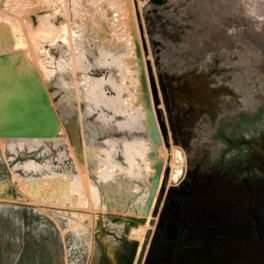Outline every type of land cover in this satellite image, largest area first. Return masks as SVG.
I'll list each match as a JSON object with an SVG mask.
<instances>
[{
	"label": "rangeland",
	"instance_id": "obj_1",
	"mask_svg": "<svg viewBox=\"0 0 264 264\" xmlns=\"http://www.w3.org/2000/svg\"><path fill=\"white\" fill-rule=\"evenodd\" d=\"M32 1L0 0V27L3 26V30L0 29V36L4 30L6 31L2 35L3 38L0 37V60L3 62H0L2 63L0 64V105L2 106H0V181L4 182L6 185V182L12 183L8 185L16 186L17 191H20V193L23 192L21 194H26L28 197L31 195L29 198L24 195V197L20 198L13 196L0 197V230L13 229L16 231L30 230L32 232H38L40 230H55V226H57L58 229H62L63 231L69 232L73 235V232L70 230V228H72L76 223L83 222L81 223L83 225V230L85 229L87 231L89 229V234H87L88 244L85 243V245H83L82 240H78V243L81 246L77 249V253H79V262L77 264H88L89 260L87 261L86 259V255L88 254L87 250L90 249V251H93L95 254L97 252V248L95 247V244L93 243L94 240L91 236L95 224L93 223L94 219L90 217V214L95 213L98 216V214L105 215L106 213H114L142 216V214L145 213L149 207L148 203L153 202L154 205L163 189L169 185L178 183L185 169V152L181 146L172 143L170 137L167 136V140L163 138L159 123L155 117V107L151 95L147 66V62H149L150 67H153V56L151 54L150 44L147 37L148 34L145 30V22L143 18L144 10L148 6L146 5V1ZM208 1L209 3L216 2L217 6L222 7V9L219 13H217V15L214 11H209L211 13L210 16L205 17L208 25H205L210 29L216 28L217 22H221L225 18H229L230 15H232L233 18L240 17L242 21L248 20L251 22V29L249 30L244 29L243 32L231 31L227 33L222 28V31L225 32L224 34L226 37H230L232 39L234 38V35H239L238 37L242 42L248 46L252 45L255 49V52L261 55V59H264V0ZM42 4L46 5L42 6L45 9L41 7ZM39 6L40 8L38 9ZM26 7L29 8L26 9ZM30 7L32 9H30ZM226 9L228 11H226ZM29 11L32 13L30 12L28 16L27 14ZM228 12L230 14L226 16V13ZM25 13L28 16V19L25 18ZM37 13H39V15H36ZM43 15L45 16L43 17ZM5 16L7 17L4 18ZM39 16H42V21L40 20L41 18ZM10 17H12V20ZM7 19H10L11 21H8ZM23 21L24 23H22ZM28 21L30 23H28ZM25 24L28 25V27ZM30 24L31 26H29ZM80 24L81 27L79 28ZM140 24L142 25V31L140 30ZM23 26L25 27L26 31L33 30L32 33H26L29 35V37L25 34L26 31ZM83 26L84 28L82 29ZM29 27L31 30H28ZM31 27H37L38 29H35L36 32H39L38 30L40 29L41 34H37ZM75 30H77V32ZM91 32H95V34L100 37H96V35L94 33L92 34ZM202 32L203 30L201 29L199 33L202 34ZM104 34L110 35V38L107 42L106 40H101L103 37H105ZM7 35H10L9 37L11 38H9ZM142 38L145 40L148 51L147 55L144 52ZM34 44L37 46V48ZM108 45H113L115 48H108ZM118 45L123 46L125 49L127 60L130 59V56L136 60L137 67L140 70L141 78L145 82L147 93L146 101L147 105H149L148 110H150V113L152 112L151 115L154 121L156 130L155 133L157 134L156 142L151 143V141L148 140V132L141 129L140 120L138 118L135 122H132L129 120L127 113L115 111L114 106H107V104L105 105V102L96 101L94 98L93 80L95 76H104V78L107 77L109 79L113 77L111 78L113 79V86H111V83L108 81H106L103 85L104 92L108 96H113L115 94L117 95L119 93L118 95H122V98L124 96L125 98H128V96L131 95L130 92H134L135 90V88L132 86V84L134 85V80L130 75V67L127 65L125 56L122 57V61H124V63L121 62V59H119V52H123V50L121 51V49L118 48ZM22 49L25 50L23 51ZM106 49L113 50V52L110 51L111 56L109 53H106V56L103 55V52ZM1 50L2 52L9 51L6 53H1ZM33 54L37 59L33 56ZM80 55H82V57ZM103 56H105V59ZM33 58H35L36 61ZM109 60L112 62L108 64ZM38 61H40L39 64H37ZM47 63H50V66ZM29 64L30 66L35 67V73L37 77H39L38 81L42 89L40 92L39 89H37L38 91L33 90V87L31 88V85L27 79L25 82H19L20 77L23 75L22 73L25 72L24 66ZM38 65H40L39 69H42L41 74L39 69H37ZM131 67L137 68L135 65ZM39 75L42 76L40 77ZM123 75L126 78H124ZM127 79H129V81ZM154 81L156 82L155 79ZM129 82L132 83L129 85ZM108 83H110V85ZM23 86L27 87L24 88ZM22 89L25 91H23V93H25L23 96L24 99H22L23 97H20V95L22 96L23 94L21 91ZM18 91L21 92L19 93ZM31 93L33 94L32 96ZM14 94L17 95L15 96ZM14 97H16V99ZM8 100L11 103H7ZM96 102L98 104H96ZM47 104H50V106ZM8 105L11 107V109H9ZM129 106L130 107L127 108V110L129 109L128 111H130L131 108H134L135 105L132 104ZM157 106L161 109L162 116L164 118L163 104L160 98ZM3 107L5 108L4 111L6 110L5 113L3 112ZM31 107L41 108L44 111L47 110L51 111L52 114L54 113L53 115L55 123H57V126L59 127L56 135L49 138L40 137L41 139L39 137L29 138L22 136V132H27V129L30 128V126L27 124H21L22 127L13 129L18 132V134L15 136L13 135L8 138L6 135H3L2 132H4V126L10 122L16 121L20 124V122H24L25 119L27 120L29 117H32L31 115L27 114ZM123 108L125 109V107ZM8 110L10 112H8ZM6 113L9 115H6ZM41 114L42 113L35 117L34 123L39 122V120L42 118ZM246 118L248 117L240 114L241 120ZM249 118H254V123L248 124L249 126L246 127L247 125L240 120L237 139L239 141L242 139L255 140L252 146L255 145V150H261L260 147H263L262 145H264V103L257 107L254 114ZM126 121L127 125L125 124ZM136 122L139 124H136ZM42 125H44V122ZM133 125L134 127H132ZM134 138L135 140H133ZM166 141L168 142L167 144ZM41 143L42 146L50 145L52 147V145H54L55 147H58L52 149L50 156H55L57 151H62L64 149L66 152H69L71 157H73L71 159V163L74 168V172L60 174L47 173L43 175L36 173L34 176L38 177L27 176L20 178L17 175V172H20L21 176H23L25 175L23 173L24 170H37L39 168V164L36 163L30 167H27L28 169L22 170L23 161H26L29 158L31 159L37 152H30V150L35 148V145ZM124 146L126 147L125 149ZM246 148V144H240L239 142L237 146H233L231 148L226 143H223L222 145L219 144L217 147V149L220 151L227 150V152H224L225 159H228V157L236 158V154H247ZM122 149H124V152ZM15 152L18 153L17 157L14 156ZM241 157V155L238 156V159L236 160H240ZM153 159L157 161V163L153 161ZM18 164H20L19 168L21 169H14L16 166L18 167ZM133 164L136 167H133ZM48 177L50 178L49 180L47 179ZM52 178H57L55 181L59 183H53ZM64 178L67 179L66 182H64ZM29 180L32 182L29 183ZM41 180L46 183L42 182ZM47 180L51 182H48ZM33 181L34 183L36 182L38 186H36ZM21 182H24L23 185H20L22 184ZM25 183H28L29 185L31 184L30 187H28L29 185H26ZM41 184L43 185V188ZM45 185L49 187V190L47 187L46 190L44 187ZM53 185L54 188H51ZM62 185L63 187L60 188ZM64 185L66 187H64ZM150 186H155L154 192L150 190ZM63 188L68 189L64 190ZM36 189L40 192V196L37 195L38 191ZM41 189L44 192L41 193ZM30 190L31 192L36 191L37 194H31ZM56 190L59 191V194L57 193L58 195L55 194ZM72 190L73 192L71 193L70 191ZM95 190L97 191L96 193ZM109 190L113 196L108 193ZM45 191L47 192L45 193ZM67 191L68 193H66ZM50 192L52 193V196L54 195V197H50ZM60 192L66 194L63 195L60 194ZM43 193H45V195ZM47 194L49 196H47ZM83 195L85 199H82L81 201L80 199ZM36 196H39L40 198ZM35 197L37 200H35ZM42 197H44V199L45 197H48V199L46 198L47 201L44 202ZM62 197L64 198L62 199ZM5 198L7 201L3 202L1 199ZM113 198L116 199L113 201ZM53 199H57L59 202L56 200L54 201ZM103 199L107 200L104 201ZM71 200L73 203H71ZM153 205H151L150 212L145 217L146 221L137 225L138 228L135 229L136 232L132 233L131 229H133V227L130 228L128 234L129 238L136 239L141 243L148 237V234L150 233L154 224V218L151 214V211L154 208ZM72 217H74L76 220H74ZM111 226L120 228L118 224H112ZM107 239V237L104 238V240ZM86 245L88 246L86 247ZM69 262L70 260H68V263Z\"/></svg>",
	"mask_w": 264,
	"mask_h": 264
},
{
	"label": "flooded vegetation",
	"instance_id": "obj_2",
	"mask_svg": "<svg viewBox=\"0 0 264 264\" xmlns=\"http://www.w3.org/2000/svg\"><path fill=\"white\" fill-rule=\"evenodd\" d=\"M169 4L173 8H169V12L165 11V17L161 15L158 18L156 30L164 31L169 39L176 40L170 22L179 27L188 26L182 37L185 42L191 33L194 34L198 22L207 23L205 17L210 16L209 11L217 15L222 9L216 2L209 3L208 0H170ZM226 14L228 16L230 13ZM197 16L201 17L197 19ZM219 24L227 33L251 29V22L242 21L240 17L233 18L232 15ZM222 28L220 32L225 36ZM198 36L200 38H196V42L199 49L190 50L182 46L185 61L178 67L174 63L183 58L178 52L170 64L168 62L172 58L168 53H164L165 57L161 55L163 58L160 57L158 66L155 65V58H152L156 85L158 73L167 71L170 77L176 79L179 74L173 67L183 69L190 66L197 62L193 57L196 58L203 50L229 55L231 65L238 61L241 67L246 68L250 79L264 84V61L261 67H257L258 71L253 69L255 59H260L261 55L255 52L252 45L242 42L239 35H234L237 40L231 45L218 44L217 34L205 37L199 33ZM207 58L210 56H203L200 60L206 68ZM220 61L216 59V63L211 66L223 67ZM221 76H216L218 79L214 87H206L201 91L200 98L203 101L205 99V102H190L185 98L187 94H184L168 114L157 85L163 104L166 137H170L172 143L177 142L174 143L176 145H184L186 164L178 183L169 185L159 195L152 213L153 228L145 241L139 242L133 264H264V208L259 211L252 206L253 202H264V145L260 147L261 150H255V145L252 146L255 140L237 139L240 114L248 117L241 120L246 127L254 123L255 119L249 117L264 103V94H259L262 88L248 87L245 83V89H236L240 95L236 98L234 81L228 78L229 70L224 73L225 88ZM171 123L175 131L171 130ZM238 142L246 144L247 154H236V158L225 159L224 152L227 150L217 149L219 144L226 143L231 148L237 146ZM240 155L241 159L236 160ZM244 203L252 206V211L245 209ZM229 257H233L232 262Z\"/></svg>",
	"mask_w": 264,
	"mask_h": 264
},
{
	"label": "water",
	"instance_id": "obj_3",
	"mask_svg": "<svg viewBox=\"0 0 264 264\" xmlns=\"http://www.w3.org/2000/svg\"><path fill=\"white\" fill-rule=\"evenodd\" d=\"M146 1L147 8L144 10V22L146 26V32L149 35L148 42L151 46V53L152 56L155 58V65L158 66L160 63V57L164 53H168L171 55V60L168 62V64L172 63L174 60L175 53L178 52L180 55L183 56V58L180 61H177L175 64L176 67H178L181 63H184L185 59V53L183 52V48L187 47L190 50H193L194 48H198V42H196V38H200L199 31L202 29L204 32H202L203 36L208 35H214L217 34L218 37V44H227L231 45V43H235L234 40H237V37L228 38L226 36H222V33L220 32V29L222 26L219 24V22L216 23V28H208L206 25L199 24L196 28H194V34L191 33V36L188 37L187 41L182 38L183 33L187 32V27L184 26H176L173 22H170L171 31L176 36V40L174 38L169 39L168 36L164 33V31H157L156 25L158 24V18L165 17L166 12H169V8H173L172 4H169L170 0H144ZM178 3V2H177ZM183 3V1H181ZM220 9L222 7H219ZM173 13L177 15V12H175L173 9H171ZM165 12V14L163 13ZM171 12V11H170ZM139 17V16H138ZM201 16H197V19H199ZM204 17V15H203ZM222 19V16H221ZM220 19V20H221ZM190 27V26H189ZM160 30V27H158ZM164 28V26L162 27ZM177 28V29H174ZM179 28V29H178ZM157 29V30H156ZM140 30L142 31V25L140 24ZM166 31H168L166 29ZM207 33V34H206ZM209 33V34H208ZM143 34V33H142ZM205 34V35H204ZM190 41H192V44H189ZM182 42V43H181ZM142 43L144 47V52L147 55L148 51L146 48L145 40L142 38ZM196 43V46L194 45ZM178 44L179 47H178ZM190 45V46H189ZM156 47V49H155ZM163 49V50H161ZM188 53V52H187ZM197 53H194L193 55H196ZM198 55V54H197ZM206 55L210 56V58L206 59V62L208 64L207 68L204 67L203 62H200L201 58L203 56L206 57ZM217 57V58H215ZM229 55H224L222 52H215L212 50H203L201 54H199L196 58L193 57V60L195 61L197 59V62H194L188 67H184L183 69H176L173 67L174 71H178V77L175 79L174 77H170L168 75L167 71H164L163 74L160 72L158 73V82L157 85L159 87V90L162 94V102L164 104V109L166 113L168 114L170 110L173 109V107L178 105V98L184 97V94H187L185 97L188 101L193 103H203L206 100L200 98V93L203 89L206 87H214L213 85L216 83V76L218 74H222V82L223 87L225 88V76L224 73L229 70V80H233L234 87V97L237 98V96L240 97V95L237 94V90H243L246 88L245 83H247L248 87H258L262 88V93L259 92V94H264V84L258 83L256 79H250L248 76V72L246 71V68L243 66L241 67L236 61L234 65H231L228 61L230 58ZM163 58V57H162ZM220 61L221 64H223V67L215 68L214 65L216 63V59ZM241 60V59H238ZM256 63L253 64V69L258 71V66L261 67V63L264 61V59H255ZM219 63V62H218ZM148 66V78L150 82V89H151V95L153 104L155 107V117L156 120L159 123V127L162 132V136L165 140L166 133H165V123L162 116L161 109L157 106L159 102V96L157 91V85L154 81V75L152 73V68L150 67L149 62H147ZM231 65V66H230ZM264 66V65H262ZM252 67V66H251ZM264 72V67L263 70ZM241 73V74H240ZM262 75V74H261ZM249 82V83H248ZM237 89V90H236ZM259 91V90H258ZM257 93V91L255 92ZM224 96L225 93H223ZM206 98V97H205ZM257 99V97H255ZM41 114V119L38 123L35 122V117L37 115ZM28 115H31L32 117H29L24 122H10L6 126H4V132L3 135H6L7 137L15 136L18 134L13 129H17L22 127V125L27 124L30 126L29 129H27V132H22V136L26 137H53L56 135L58 131L57 123H55L54 115L51 111H44L41 108L37 107H31L30 110H28ZM48 118V119H46ZM170 119V117H169ZM44 122V125H42ZM178 130H180L179 126H176ZM13 130V131H11ZM171 130L175 131L173 124L171 123ZM168 142L166 141V144ZM177 144V142H174ZM184 149V145H182ZM156 186V185H155ZM155 186H150V190L154 192ZM254 205H252L259 211H261L264 208V202H253ZM149 207L145 211V213L142 214V216H135V215H123V214H114V213H106L105 215L98 214L97 219L95 220V226L93 230V243L95 244V247L97 248L96 254L91 251L90 258L88 261V264H133L137 250L139 241L136 239L129 238L128 234L131 227H136L140 223H144L146 221V216L150 212V207L153 205V202L148 203ZM244 208L248 211H252L253 207L249 206L248 204H243ZM155 208V204L153 205ZM137 208V207H136ZM151 211V214L153 213V210ZM138 210V208H137ZM112 224H119L120 228H116L111 226ZM262 231V230H261ZM107 237V240H104V238ZM121 248L124 249L122 252ZM230 261L232 262L233 257H229ZM228 261V263H231Z\"/></svg>",
	"mask_w": 264,
	"mask_h": 264
},
{
	"label": "bare ground",
	"instance_id": "obj_4",
	"mask_svg": "<svg viewBox=\"0 0 264 264\" xmlns=\"http://www.w3.org/2000/svg\"><path fill=\"white\" fill-rule=\"evenodd\" d=\"M32 1V0H31ZM33 2V1H32ZM46 2V1H45ZM54 2V1H53ZM44 3V2H43ZM46 6L45 4H42L41 5V7L42 6ZM51 6V5H50ZM54 7H55V5H54ZM27 8H29V7H26V9ZM40 8V6L38 7V9ZM43 9H45L44 7H42ZM47 8V7H46ZM30 9H32L31 7H30ZM36 9V8H35ZM37 9V10H38ZM36 10V11H37ZM41 10V9H40ZM26 11V10H25ZM24 11V12H25ZM32 12H34L33 10H31ZM31 11H29L28 12V16H29V13L31 12ZM31 12V13H32ZM34 14V13H33ZM33 14H32V16H33ZM45 14V13H44ZM5 15V14H4ZM26 15V13L24 14V16H25V18H27L28 16ZM36 15H39V13H37ZM35 15V16H36ZM40 15H41V13H40ZM7 16H8V14H7ZM7 16H5L4 18H6ZM45 15H43V17H44ZM23 17V16H22ZM40 18L42 17V16H39ZM8 18H9V16H8ZM12 17H10V19H11ZM24 18V19H25ZM36 18H38V17H36ZM53 18H55V17H53ZM8 20V21H11V20ZM15 19V18H14ZM19 19V18H18ZM28 19V18H27ZM15 20H17V19H15ZM21 20H22V18H21ZM34 20H35V17H34ZM37 20H39V19H37ZM41 21L43 20V18H41L40 19ZM51 20H52V18H51ZM18 21V20H17ZM27 21V20H26ZM40 21V22H41ZM55 22V21H54ZM75 22V21H74ZM2 23V22H1ZM22 23H24V21L22 22ZM28 23H30L29 21H28ZM36 23H37V21H36ZM36 23H35V25H36ZM53 23V22H52ZM39 24V23H38ZM56 24V23H55ZM75 24V23H74ZM77 24V23H76ZM2 25H3V23H2ZM26 25V24H25ZM40 25V24H39ZM27 27H28V25H26ZM29 26H31V24L29 25ZM37 26V25H36ZM75 26V25H74ZM2 27L3 26H1L0 27V29L1 30H3L2 29ZM24 27V26H23ZM39 27H41V26H39ZM78 27V26H77ZM81 27V24H80V26H79V28ZM32 28V27H31ZM37 28V27H36ZM35 27L34 28H32V29H34V31H35V29H36ZM84 28V26L82 27V29ZM24 29H25V27H24ZM38 29V28H37ZM36 29V30H37ZM28 30H31L30 29V27L28 28ZM79 30V29H78ZM7 31H8V28H7ZM25 31H26V29H25ZM33 31V30H32ZM32 31H26L25 32V34L27 33V32H31L32 33ZM39 32H36L37 34L38 33H40V29L38 30ZM73 31V30H72ZM76 32H77V30H75ZM83 31V30H82ZM4 32H6L5 30H4ZM3 32V33H4ZM22 32V31H21ZM34 32V33H35ZM3 33L1 34V36L0 37H2V35H3ZM8 33V32H7ZM92 33V32H91ZM94 34H95V32H93ZM92 33V34H93ZM10 34V33H9ZM22 34V33H21ZM20 34V35H21ZM36 34V35H37ZM41 34V33H40ZM88 34V33H87ZM91 34V35H92ZM23 35V34H22ZM27 35V34H26ZM96 35V34H95ZM105 35V34H104ZM6 36V35H5ZM4 36V37H5ZM8 36V35H7ZM10 36V35H9ZM8 36V37H9ZM28 37H29V35H27ZM41 36V35H40ZM7 37V38H8ZM33 37H34V35H33ZM96 37H100V36H97L96 35ZM3 38V37H2ZM6 38V39H7ZM9 38H11V37H9ZM31 38V37H30ZM35 38V37H34ZM38 38V37H37ZM41 38H43V37H41ZM95 38V37H94ZM109 38H110V35H105V37H103L101 40L103 41V40H106V42L109 40ZM6 39H5V41H6ZM14 39V38H13ZM81 39V38H80ZM84 39V38H83ZM82 39V40H83ZM1 40V39H0ZM30 40V39H29ZM29 40H28V42H29ZM34 40V39H33ZM17 41V40H16ZM3 42V41H2ZM20 42V41H19ZM36 42V41H35ZM112 42V41H111ZM110 42V43H111ZM4 43H6V42H4ZM12 43V42H11ZM1 44V43H0ZM33 44V43H32ZM32 44H30V45H32ZM37 44V43H36ZM4 45V44H3ZM3 45H1V46H3ZM11 45V44H10ZM35 45V44H34ZM49 45V44H48ZM5 46H7V45H5ZM17 46V45H16ZM36 46V45H35ZM4 47V46H3ZM8 47H9V45H8ZM7 47V48H8ZM19 47V46H18ZM32 47V46H31ZM111 48V47H114L113 45L112 46H110V45H108V48ZM36 48H37V46H36ZM115 48V47H114ZM118 48H120L121 49V51L123 50V52H119L120 54H119V59H121V62H123L124 63V61H122V57L123 56H125V60H126V62H127V65L130 67V72H131V76H132V79L134 80V85L132 84V86L135 88V90H134V92H130L131 93V95H129L128 96V98H125V96L122 98V95L120 96V95H113V96H108V95H106V93L104 92V89H103V85H104V83L106 82V81H108V82H110L111 83V86H113V83H112V80L113 79H111V78H113V77H111L110 79L109 78H104V76H95L94 77V80H93V84H94V91H93V93H94V98H95V100L96 101H103V102H105V105L107 104V106H114V108H115V111H120L121 113L122 112H124V113H127L128 114V118H129V120H131L132 122H135L136 120H137V118L140 120V127H141V129H143V130H145L146 132H148V134H147V138H148V140H150L151 141V143L152 142H156V137H157V134L155 133L156 132V130H155V126H154V121H153V119H152V115H151V113H150V110H148V106L149 105H147V93H146V86H145V82H144V80L141 78V75H140V70H139V68L137 67V62H136V60H134L131 56H130V59L129 60H127V56H126V51H125V49L123 48V46H119L118 45ZM15 49V48H14ZM19 49V48H18ZM17 49V50H18ZM3 50V49H2ZM2 50H1V53H6V52H8V51H4V52H2ZM5 50H6V48H5ZM23 50V49H22ZM25 50V49H24ZM23 50V51H24ZM36 50V49H35ZM48 50V49H47ZM61 50V49H60ZM22 51V52H23ZM28 51V50H27ZM31 51V50H30ZM32 51H33V49H32ZM32 51H31V53H32ZM87 51V50H86ZM110 51H112L113 52V50L112 49H106L104 52H103V55H105L106 56V53H109V55H110ZM36 52V51H35ZM81 53V52H80ZM13 54V53H12ZM12 54H11V56H12ZM17 54V53H16ZM24 54V53H23ZM22 54V55H23ZM118 54V53H117ZM5 55V54H4ZM10 55V54H9ZM14 55V54H13ZM32 55V54H31ZM45 55V54H44ZM101 55V54H100ZM33 56H34V54H33ZM46 56V55H45ZM48 56H49V54H48ZM81 57H82V55H80ZM105 56H103L104 57V59H105ZM111 56V55H110ZM1 57H3V56H1ZM35 57V56H34ZM77 57H78V53H77ZM101 57H102V55H101ZM4 58V57H3ZM5 58H7V57H5ZM9 58H11V57H9ZM25 58V57H24ZM27 58V57H26ZM36 58V57H35ZM35 58H33V59H35ZM50 58V57H49ZM53 58V57H52ZM109 58H111V57H109ZM37 59V58H36ZM36 59H35V61H36ZM118 59V58H117ZM6 60V59H5ZM44 60H45V58H44ZM52 60V59H51ZM60 60V59H59ZM63 60V59H62ZM103 60V59H102ZM112 60V59H111ZM3 61H4V59H3ZM30 61V60H29ZM47 61V60H46ZM50 61V60H49ZM61 61V60H60ZM106 61V60H105ZM0 62H2L1 60H0ZM31 62V61H30ZM39 62L40 61H38V63L37 64H39ZM110 62H112V61H108V64L110 63ZM3 63V62H2ZM2 63H0V64H2ZM6 63V62H5ZM11 63V62H10ZM35 63V62H34ZM43 63L45 64V62L43 61ZM104 63H107V62H104ZM20 64V63H19ZM32 64V63H31ZM41 64H42V62H41ZM40 64V65H41ZM48 64V63H47ZM126 64V63H125ZM32 65H34V64H32ZM40 65H38V67H37V69H39L40 67ZM43 65V64H42ZM49 66H50V63L48 64ZM133 65H135V67H137V68H132L131 66H133ZM16 66V65H15ZM35 66V65H34ZM56 66V65H55ZM126 66V65H125ZM42 67H44V66H42ZM58 67V66H57ZM34 68L35 67H33V66H30V64L29 65H25L24 66V71L25 72H23L22 74V76L20 77V79H19V82L20 83H22V82H25L26 81V79H27V81H29V84L31 85V88L33 87V90H37V89H39V92L40 91H42V89H41V87H40V83H39V81H38V78L39 77H37V75H36V73H35V70H34ZM8 69V68H7ZM49 69V68H48ZM124 69V68H123ZM1 70V69H0ZM42 69H39V72H40V74H41V71ZM45 70H46V68H45ZM59 70V69H58ZM38 71V70H37ZM127 71V70H126ZM45 72V71H44ZM47 72H48V70H47ZM54 72V71H53ZM128 73V72H127ZM16 74H17V72H16ZM49 74H50V72H49ZM116 74V73H115ZM124 74V73H123ZM46 75V74H45ZM130 75H129V77H130ZM40 76V75H39ZM42 76V75H41ZM40 76V77H41ZM124 76V75H123ZM139 76V77H138ZM3 77V76H2ZM120 77V76H119ZM124 78H126L125 76H124ZM129 79H131V78H129ZM129 79H127L128 81H129ZM8 80V79H7ZM40 80V79H39ZM43 80V79H42ZM5 81V80H4ZM114 82V81H113ZM110 83H108L109 85H110ZM130 83H132V82H129V85H130ZM2 84H5V83H2ZM127 84V83H126ZM117 86V85H116ZM2 87V86H1ZM24 88H26L25 86H23ZM30 87V86H29ZM126 87V86H125ZM129 87H131V86H129ZM23 88V89H24ZM127 88V87H126ZM21 90L22 91V93H23V91L24 90ZM114 90V89H113ZM20 91V92H21ZM28 91V90H27ZM31 91H32V89H31ZM30 91V92H31ZM38 91V90H37ZM130 91V90H129ZM19 92V91H18ZM19 92V93H20ZM25 92V91H24ZM35 92V91H34ZM39 92H36V93H39ZM47 92V91H46ZM21 93V94H22ZM29 93V92H28ZM35 93V94H36ZM41 93H44V92H41ZM115 93V92H114ZM15 95V94H14ZM17 95V94H16ZM15 95V96H16ZM20 95V94H19ZM25 95V93H23L22 94V96L20 95V97H23ZM33 94L31 93V96H32ZM42 95V94H41ZM47 95V94H46ZM38 96H40V95H38ZM19 97V96H18ZM26 97V96H25ZM11 98V97H10ZM15 99H16V97H14ZM130 98V99H129ZM22 99H24V97L22 98ZM21 99V100H22ZM28 100H30V99H28ZM27 100V101H28ZM50 100V99H49ZM20 101V100H19ZM19 101H18V104H19ZM25 101V100H24ZM131 101V102H130ZM9 102V100L7 101V103ZM13 102V101H12ZM28 102H30V101H28ZM49 102V101H48ZM51 102V101H50ZM102 102V103H103ZM3 103H5V102H3ZM9 103H11V102H9ZM14 103V102H13ZM21 103V102H20ZM27 103V102H26ZM31 103V102H30ZM43 103V102H42ZM29 104V103H28ZM27 104V105H28ZM96 104H98L97 102H96ZM135 105L134 106V108H131V110L130 111H128L127 110V108L128 107H130L129 105ZM7 105V104H6ZM16 105H17V103H16ZM16 105H14V106H16ZM47 105H49L50 106V104H47ZM1 106V105H0ZM5 106V105H4ZM9 106V105H8ZM8 106H7V108H8ZM106 106V107H107ZM2 107V106H1ZM6 107V106H5ZM30 107V106H29ZM41 107V106H40ZM123 107H125V109L123 108ZM133 107V106H132ZM12 108H14V107H12ZM43 108V107H42ZM51 108V107H50ZM110 108V107H109ZM4 107H3V112L5 113V111H4ZM9 109H11V107L9 106ZM20 109V108H19ZM18 109V110H19ZM22 109V108H21ZM117 109V110H116ZM13 110V109H12ZM11 110V111H12ZM15 110V109H14ZM113 110V109H112ZM47 111V110H46ZM8 112H10L9 110H8ZM19 112V111H18ZM17 112V113H18ZM12 113H14V112H12ZM20 113V112H19ZM42 113V112H41ZM115 113H117V112H115ZM120 113V114H121ZM8 113H6V115H7ZM11 114V113H10ZM22 114V113H21ZM28 114V113H27ZM54 114V113H53ZM3 115V114H2ZM5 115V116H6ZM9 115V114H8ZM123 115V114H122ZM7 117V116H6ZM1 119V118H0ZM13 119V118H12ZM124 119H125V117H124ZM26 120V119H25ZM57 120V119H56ZM2 121V120H1ZM131 121H129V122H131ZM122 122V121H121ZM139 122V121H138ZM6 123V122H5ZM122 124V123H121ZM126 125H127V121H126V123H125ZM130 124H132V123H130ZM134 124V123H133ZM136 124H139V123H137L136 122ZM20 125V124H19ZM119 125V124H118ZM3 126V125H2ZM60 126V125H59ZM138 126V125H137ZM24 127V126H23ZM26 127V126H25ZM132 127H134V125L132 126ZM1 128V127H0ZM3 129V128H2ZM9 138V137H8ZM20 138V137H19ZM18 138V139H19ZM30 138V137H29ZM35 138V137H34ZM40 138V137H39ZM45 138V137H44ZM49 138V137H48ZM58 138V137H57ZM66 138V137H65ZM21 139V138H20ZM41 139V138H40ZM56 140H58V139H56ZM133 140H135V138L133 139ZM147 141V140H146ZM126 142H127V140H126ZM140 142H141V140H140ZM54 143V142H53ZM136 143V142H135ZM138 144V143H137ZM152 145V144H151ZM94 146V145H93ZM123 146V145H122ZM130 146H131V144H130ZM134 146H136V145H134ZM126 147L124 146V149H125ZM124 149H122V151L124 150ZM131 149H133V148H131ZM138 149H139V147H138ZM126 151V150H125ZM124 152V151H123ZM128 152V151H127ZM126 152V153H127ZM150 152H151V150H150ZM69 153V152H68ZM136 153H137V151H136ZM135 154V153H134ZM141 154V153H140ZM71 155V154H70ZM127 155V154H126ZM128 155H129V153H128ZM131 155V154H130ZM128 157V156H127ZM138 157V156H137ZM140 157V156H139ZM73 158V157H72ZM130 158V157H129ZM141 158V157H140ZM127 159V158H126ZM134 160V159H133ZM153 161H155L154 159H153ZM156 163H157V161H155ZM34 164H36V162L35 161H32V160H26V161H23V169H28L27 167H30V166H32V165H34ZM76 164V163H75ZM157 165V164H156ZM133 167H136V166H134V164H133ZM32 168V167H31ZM130 169V168H129ZM59 176V175H58ZM58 176H57V178H58ZM64 177V176H63ZM63 177H62V179H63ZM80 177V176H79ZM17 178V177H16ZM45 178V177H44ZM43 178V179H44ZM57 178H55V179H57ZM59 178H60V176H59ZM81 178V177H80ZM153 178H154V176H153ZM18 179V178H17ZM41 179V178H40ZM48 180L50 179L49 177L47 178ZM53 179V178H52ZM55 179H53L52 181H53V183H56L57 181H55ZM61 179V180H62ZM65 179V178H64ZM69 179V178H68ZM1 180V179H0ZM39 180V179H38ZM47 180V181H48ZM66 180L67 179H65L64 180V182H66ZM82 180V179H81ZM24 181V180H23ZM42 181V180H41ZM55 181V182H54ZM59 181V180H58ZM75 181H76V179H75ZM30 182H32L31 180H29V183ZM36 182H37V180H36ZM36 182L34 183V181H33V183L34 184H36ZM42 182H44V181H42ZM48 182H51V181H48ZM63 182V183H64ZM7 183V185L4 183V182H2V181H0V197H4V196H6V197H9V196H13V197H18V198H20V197H24V196H26V194L24 195V194H21V193H23V192H21L20 193V191H17V188H16V186H12V185H8V184H12V183H8V182H6ZM22 183V182H21ZM24 183V182H23ZM23 183L22 184H20V185H23ZM32 183V184H33ZM38 183V182H37ZM40 183V182H39ZM44 183H46V182H44ZM53 183H51V184H53ZM59 182H57V184H58ZM62 183V184H63ZM67 183H68V181H67ZM78 183V182H77ZM26 185L28 184V183H25ZM43 184V183H42ZM41 184V185H42ZM50 184V183H49ZM92 184H94V183H92ZM29 185V184H28ZM31 185V184H30ZM30 185L28 186V187H30ZM48 185V184H47ZM66 185V184H65ZM64 185V187H66ZM73 185H74V183H73ZM79 185V184H78ZM33 186V185H32ZM36 186H38L37 184H36ZM51 186V185H50ZM59 186V185H58ZM76 186V185H75ZM40 187V186H39ZM45 188L47 187L46 185L44 186ZM56 187H57V185H56ZM61 187H63V185L62 186H60V188ZM79 187V186H78ZM78 187H77V189H78ZM90 187V186H89ZM25 188H26V186H25ZM31 188H34V187H31ZM36 188V187H35ZM42 188H43V185H42ZM48 188V190H49V187H47ZM47 188H46V190H47ZM51 188H54V185L51 187ZM82 188H84V187H82ZM27 189V188H26ZM58 189V188H57ZM64 190L66 189V188H63ZM68 189V188H67ZM66 189V190H67ZM70 189H71V187H70ZM79 189H80V187H79ZM95 189V188H94ZM37 190V189H36ZM42 190V189H41ZM45 190V189H44ZM51 190H53V189H51ZM55 190V189H54ZM60 190V189H59ZM63 190V191H64ZM22 191V190H21ZM38 191V190H37ZM61 191V190H60ZM69 191V190H68ZM68 191L66 192V193H68ZM28 192H29V189H28ZM30 192H31V190H30ZM42 192H44L43 190L41 191V193ZM47 191H45V193H46ZM52 192V191H51ZM50 192V193H51ZM56 193L55 194H57L59 191H55ZM71 193L73 192V190L72 191H70ZM97 191L95 190V193H96ZM32 193H36V191L35 192H31V194ZM45 193H43L44 195H45ZM49 193V194H50ZM54 193V192H53ZM65 193V194H66ZM77 193V192H76ZM108 193H110V190H109V192ZM115 193V192H114ZM37 194V193H36ZM42 194V195H43ZM59 194V193H58ZM57 194V195H58ZM60 194H63V195H65L63 192L61 193L60 192ZM111 194V193H110ZM24 195V196H23ZM37 195H41L40 194V192L38 191V194ZM79 195V194H78ZM105 195H106V193H105ZM112 195V194H111ZM122 195H123V193H122ZM31 196V195H30ZM29 196V197H30ZM39 196H36V197H39ZM47 196H49L48 194H47ZM52 196V193H51V195H50V197ZM62 196V195H61ZM68 196H69V194H68ZM67 196V197H68ZM71 196H72V194H71ZM70 196V197H71ZM113 196V195H112ZM26 197H28V196H26ZM28 197V198H29ZM35 197V198H36ZM52 197H54V195L52 196ZM59 197V196H58ZM74 197V196H73ZM83 197V198H82ZM81 197V199L79 198V196H78V198L82 201V199H85L84 198V195ZM106 197H108V196H106ZM117 197V196H116ZM33 198V197H32ZM34 198V199H35ZM40 198V197H39ZM43 198V199H42ZM41 199L45 202V201H47L46 200V198L48 199V197H45V199H44V197H42ZM57 198V197H56ZM60 198V197H59ZM64 197H62V199H63ZM66 198V197H65ZM69 198V197H68ZM75 198V197H74ZM110 198H111V196H110ZM9 199V198H8ZM58 199V198H57ZM57 199H55L57 202H59ZM62 199H59V200H62ZM72 199V198H71ZM114 199H116V198H113V201H114ZM120 199V198H119ZM3 202H6L7 201V199L5 198V199H1ZM35 200H37V198L35 199ZM39 200V199H38ZM54 200V199H53ZM52 200V201H53ZM54 200V201H55ZM70 200V199H69ZM104 200V199H103ZM105 200H107V199H105ZM104 200V201H105ZM118 200V199H117ZM49 201V200H48ZM72 201V200H71ZM108 201H109V199H108ZM112 201V200H111ZM32 202V201H31ZM42 202V201H41ZM43 203V202H42ZM50 203V202H49ZM71 203H73V201L71 202ZM75 203V202H74ZM80 203V202H79ZM51 204V203H50ZM69 204V203H68ZM58 211V210H57ZM62 211V210H61ZM67 211V210H66ZM83 211V210H82ZM86 211V210H85ZM56 212V211H55ZM63 212H65V211H63ZM87 212V211H86ZM93 212V211H92ZM76 213V212H75ZM89 213V212H88ZM63 215V214H62ZM61 215V216H62ZM70 216V215H69ZM79 216V215H78ZM66 217V216H65ZM90 217L91 218H93L94 219V224H95V220H96V217H97V215L94 213V214H90ZM73 219H74V217H72ZM71 218V219H72ZM74 220H76V219H74ZM73 220V221H74ZM88 221V220H87ZM81 223H83V222H79V223H76L72 228H70V230L73 232V234H74V236H76V238L77 239H80V240H82L83 242H85L86 244H88V239H87V234H89V229L86 231L85 229L83 230V225L81 224ZM90 223V222H89ZM93 223H92V226H93ZM85 225V224H84ZM119 225V224H118ZM120 226V225H119ZM136 228H138V226H136V227H133V229H131V232L132 233H134V232H136L135 231V229ZM92 236V235H91ZM92 244V243H91ZM88 245H86V247H87Z\"/></svg>",
	"mask_w": 264,
	"mask_h": 264
},
{
	"label": "crops",
	"instance_id": "obj_5",
	"mask_svg": "<svg viewBox=\"0 0 264 264\" xmlns=\"http://www.w3.org/2000/svg\"><path fill=\"white\" fill-rule=\"evenodd\" d=\"M71 235L57 226L55 230L38 232L0 230V264H73L75 261L78 263L77 249L81 246L78 243L80 239L74 234ZM82 243L85 245V242ZM121 249L123 252L124 249ZM90 252V249L87 250V261Z\"/></svg>",
	"mask_w": 264,
	"mask_h": 264
},
{
	"label": "built area",
	"instance_id": "obj_6",
	"mask_svg": "<svg viewBox=\"0 0 264 264\" xmlns=\"http://www.w3.org/2000/svg\"><path fill=\"white\" fill-rule=\"evenodd\" d=\"M35 148H32L31 151H37L35 156H33L31 159L29 158L28 160L35 161L36 163L39 164V168L37 170H24L23 173L25 175L21 176L20 172H17V175L20 178H24L27 176H34L36 173H39V175L43 174H60V173H73L74 168L71 163V155L64 150L62 151H57L55 156H50V153L52 149L58 148L52 145L47 146H42L41 144L35 145ZM33 147V146H31ZM18 153L15 152L14 156L17 157ZM73 162V161H72ZM16 166L14 169H21ZM75 167V166H74ZM38 177V176H34ZM73 264H77L76 261L73 262Z\"/></svg>",
	"mask_w": 264,
	"mask_h": 264
}]
</instances>
